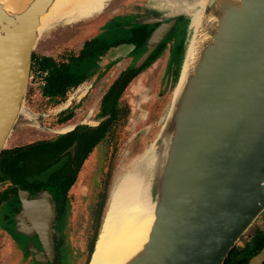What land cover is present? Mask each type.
Returning a JSON list of instances; mask_svg holds the SVG:
<instances>
[{"label": "water", "instance_id": "1", "mask_svg": "<svg viewBox=\"0 0 264 264\" xmlns=\"http://www.w3.org/2000/svg\"><path fill=\"white\" fill-rule=\"evenodd\" d=\"M56 1L0 0V155L18 117L30 114L24 102L33 52ZM162 2L168 9L118 20L126 31L153 27L130 70L172 36L167 62L177 77L149 151L156 157L153 219L123 264H224L264 212V0ZM174 49L180 52L173 58ZM44 195L26 201L18 191L30 230L50 258L54 211L45 209ZM263 263L264 246L247 264Z\"/></svg>", "mask_w": 264, "mask_h": 264}, {"label": "rangeland", "instance_id": "2", "mask_svg": "<svg viewBox=\"0 0 264 264\" xmlns=\"http://www.w3.org/2000/svg\"><path fill=\"white\" fill-rule=\"evenodd\" d=\"M160 3L161 0H108L100 14L92 18L69 24L62 21L61 24L59 22L52 29L43 32L33 57L57 54V58H60L71 55L78 51L79 42L84 37H91L99 31L103 21L111 17L114 19L126 16L128 13H151L153 7L168 9L167 3L162 2L161 5ZM182 30L174 35L175 44L181 42ZM83 31L87 34L80 37ZM106 32L110 31L106 30ZM107 36L109 37L108 34ZM171 38L172 36L167 38L164 50L162 48L158 55L135 77L130 78L126 87L120 90L119 103L116 107L117 115L111 130L95 149V158L83 165L67 194L68 210L62 213L59 221L55 223L53 264H88L112 191L120 178L151 150L169 110L175 78H177L172 67L173 63L167 62ZM73 40L75 45H70ZM175 50L173 58L175 53L178 56L180 52ZM126 51L122 48L120 52L123 54ZM137 54L140 53L137 51ZM177 60L178 58L174 60L176 65ZM118 62L113 71H106L105 76L93 84L90 97H87L88 102L99 100L111 85L117 72L121 71L130 59L122 56ZM33 69L32 66V76ZM88 70L83 69V74L89 72ZM89 80L92 82V79ZM90 82L87 80L83 84V89ZM81 92L83 91L76 96H81ZM24 107L30 114L24 113L18 117L5 150L54 138L56 134L42 132L44 127L59 129L58 124L55 123L56 117L51 116L52 118L46 119L40 117L51 112L53 107L50 101L43 98L41 88L33 77L30 79ZM2 189L4 186L0 185V191ZM3 213L4 207L0 205V220ZM2 225L0 221V264H29V260L22 258L20 250L8 238ZM258 230L264 232V212L236 246H243L244 241Z\"/></svg>", "mask_w": 264, "mask_h": 264}, {"label": "flooded vegetation", "instance_id": "3", "mask_svg": "<svg viewBox=\"0 0 264 264\" xmlns=\"http://www.w3.org/2000/svg\"><path fill=\"white\" fill-rule=\"evenodd\" d=\"M119 19V17L114 19L111 17L109 20L103 21L99 31L91 37H84L79 42L80 47L78 51L73 52L71 55L68 54L57 58L58 56L55 54L53 56L35 58L36 60L48 58L53 64L52 67L57 69L65 66L68 70L74 72L79 79L76 84L67 88L63 98H54L55 96L44 97L42 91L46 85V78L49 76V71L47 69L40 70L38 64H33L34 72L32 77L38 82V87L40 86L41 88L43 98L48 102L50 101L53 107L51 112L46 115L42 114L40 117L42 119L51 116L56 117L55 123L58 124L59 129L56 130L43 126V133H54L56 134L55 137L48 140L36 141L27 146L13 148V150L35 145L38 148H43L42 146L45 145L44 148H47L44 150L50 149L52 151L51 148L59 150L53 152V158L49 159L47 165L42 170L40 169L32 177L26 178L28 183L31 184L27 186L25 182L22 185L23 187L17 190L15 196L12 194L13 192H9L12 188L10 182L4 181L0 183L1 186H4V189L0 191V195L7 193L4 202L1 204L4 207V213L0 220L1 225L3 224L4 232L8 238L20 250L22 258L29 260V264H53L55 223L59 221L61 214L68 210L67 194L75 183L83 165L91 162L95 158V149L103 142L116 119V116L113 117L109 111H104L105 96L110 93L112 94V97L115 99L114 106L117 111L116 107L120 98L119 87L124 82V87H126L130 78L135 77L147 63L158 55L162 48L163 50L165 48V44H161L156 55L142 65L137 72H133V70H130L133 56L153 31V27L145 26L142 29L137 28V30L131 29L126 31L123 30L126 25L120 23L118 21ZM106 30L110 32L107 33ZM86 34L83 31L80 37ZM73 44L75 45L74 40L70 42V45ZM122 48L127 50L126 53L121 54L120 51ZM122 56H126L127 59H130V62L121 71L117 72L112 79L111 85L99 100L88 102L87 97H90L93 84L102 79L106 71H113ZM83 69H89V72L83 74ZM132 73L134 74L132 75ZM89 79H92V82ZM87 80L90 83L83 89V84ZM111 88H113L112 91ZM80 91H83L81 92L82 95L77 97L76 94ZM56 99H59V101H54ZM38 151L40 152L41 150ZM35 158L38 157L36 156ZM18 191L27 193L26 201H32L45 194L44 196L48 202L44 204L45 209L49 210L52 207L54 211V217L51 221L52 256L50 258L43 252L37 233L30 230L31 224L23 213L22 201L18 198ZM36 258H38V261H36Z\"/></svg>", "mask_w": 264, "mask_h": 264}, {"label": "bare ground", "instance_id": "4", "mask_svg": "<svg viewBox=\"0 0 264 264\" xmlns=\"http://www.w3.org/2000/svg\"><path fill=\"white\" fill-rule=\"evenodd\" d=\"M106 1L57 0L43 17L39 32L48 31L62 21L69 24L92 18L100 14ZM155 169L156 157L146 152L120 178L111 193L88 264H123L140 247L153 219L155 199L151 178Z\"/></svg>", "mask_w": 264, "mask_h": 264}, {"label": "trees", "instance_id": "5", "mask_svg": "<svg viewBox=\"0 0 264 264\" xmlns=\"http://www.w3.org/2000/svg\"><path fill=\"white\" fill-rule=\"evenodd\" d=\"M140 28L142 29V27ZM153 56L154 55H152V57ZM33 64H38L40 70L47 69L49 71V76L46 78V85L42 91V95L44 97L55 96L54 98H63L65 96L67 88L78 82L79 77L76 76L74 72L68 70V68H66L65 66L58 69L52 67L53 64L48 58H42L39 60H36L34 58ZM133 74L134 73H132V75ZM124 86L125 82L122 84L118 91L122 90V87ZM112 90L113 88H111V91ZM54 101H59V99H56ZM104 102V111H109L113 117L116 116L117 111L114 106L115 99L114 97H112L111 93L105 96ZM44 146L45 145L42 146L43 148H38L35 145L28 146L26 148L2 151L0 155V183H3L4 181L10 182L12 184V188L9 192H13L12 194H14V196L16 195L17 190L23 187L22 185H24L25 182L27 186L31 184L28 183L26 178H30L32 177V175L37 174L40 169L42 170L43 167L47 165L49 159L53 158V152H57L59 150L55 148H51L52 151L50 149L44 150L47 148H44ZM38 150L41 151L39 152ZM43 151L45 152V154ZM36 156L38 158H35ZM5 196H7V193L0 195V205L4 202L6 198ZM263 246L264 232L258 230L253 233L249 239L244 241L243 246H236L229 253L224 264H247L248 260L255 254H257L263 248Z\"/></svg>", "mask_w": 264, "mask_h": 264}]
</instances>
